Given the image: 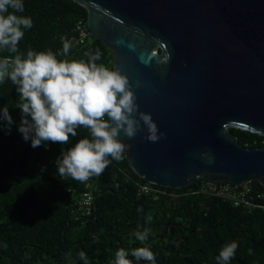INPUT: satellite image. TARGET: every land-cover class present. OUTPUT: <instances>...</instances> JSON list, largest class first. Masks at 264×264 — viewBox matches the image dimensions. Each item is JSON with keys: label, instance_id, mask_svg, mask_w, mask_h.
<instances>
[{"label": "trees", "instance_id": "obj_1", "mask_svg": "<svg viewBox=\"0 0 264 264\" xmlns=\"http://www.w3.org/2000/svg\"><path fill=\"white\" fill-rule=\"evenodd\" d=\"M16 14L30 16L33 22L18 41L22 56L28 49L56 53L68 41L62 36L69 37L75 22L86 18L85 8L73 0H24V12ZM70 44L68 55L57 59L86 60L85 51L99 48L96 63L112 68V51L99 39L89 36L82 46ZM13 55L0 51V57ZM17 102L15 85L5 79L0 83V106H8L14 123L7 135L0 131V264H84L79 251L86 254L88 264H111L117 249L136 247H148L156 264H216L215 256L230 241H236L237 248L229 264H264V211L244 212L221 198L190 194L189 186L149 184L165 192L138 193L139 185L147 181L131 170L123 153L119 161L109 158L99 176L89 177L95 198L92 212L85 215L78 207L85 181L61 180L54 161L87 136V130L77 128V136H70L67 145L49 141L46 149L32 148L16 129ZM230 131L244 146L264 147L262 134ZM144 228L148 238L141 244L133 232Z\"/></svg>", "mask_w": 264, "mask_h": 264}, {"label": "water", "instance_id": "obj_2", "mask_svg": "<svg viewBox=\"0 0 264 264\" xmlns=\"http://www.w3.org/2000/svg\"><path fill=\"white\" fill-rule=\"evenodd\" d=\"M84 28L113 54L137 111L158 135L118 134L129 167L151 184L257 181L264 147L230 128L264 135V0H73Z\"/></svg>", "mask_w": 264, "mask_h": 264}, {"label": "clouds", "instance_id": "obj_3", "mask_svg": "<svg viewBox=\"0 0 264 264\" xmlns=\"http://www.w3.org/2000/svg\"><path fill=\"white\" fill-rule=\"evenodd\" d=\"M24 12V0H0V51L14 54L0 57V83L5 79L15 85L20 110L17 131L30 147L48 142L67 145L69 138L77 136V128L88 135L79 138L55 159L56 175L62 180L71 177L81 182L99 176L111 160L119 161L127 144L117 139L118 134L134 137L143 124L146 139L156 141L163 133L158 130L150 113L138 112L135 95L128 78L115 68L106 67L100 60L97 48L85 51L87 59H57L67 56L72 45L63 41L56 53L28 49L23 56L17 46L25 30L32 27V18L17 15ZM14 123L8 106H0V131L5 135ZM141 209L138 207L137 212ZM146 216V220H150ZM148 228L135 231V239L143 244L148 238ZM237 248L236 241L224 244L216 264H229ZM131 256L130 260L126 257ZM78 257L88 264L86 254ZM145 260L156 264L155 255L148 247L130 251L117 249L111 264H133Z\"/></svg>", "mask_w": 264, "mask_h": 264}, {"label": "built area", "instance_id": "obj_4", "mask_svg": "<svg viewBox=\"0 0 264 264\" xmlns=\"http://www.w3.org/2000/svg\"><path fill=\"white\" fill-rule=\"evenodd\" d=\"M71 35L62 39H67L74 45L82 46L87 43L89 34L84 28V20H77L74 27L71 29ZM253 180H245L241 182L231 181H214V180H200L197 185H189L186 192L190 194H208L222 200L230 202L233 206L238 207L244 212H252L256 209L264 211V189L257 188ZM149 182L140 184L138 193L153 192L155 195L163 193L165 190L158 187L150 186ZM86 189L78 195V207L85 215H89L93 210V203L95 195L92 191V182L90 178L85 181ZM177 196V193H172Z\"/></svg>", "mask_w": 264, "mask_h": 264}]
</instances>
